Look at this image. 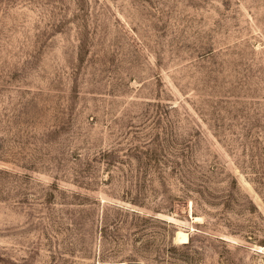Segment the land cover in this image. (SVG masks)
I'll list each match as a JSON object with an SVG mask.
<instances>
[{"label":"rangeland","instance_id":"rangeland-1","mask_svg":"<svg viewBox=\"0 0 264 264\" xmlns=\"http://www.w3.org/2000/svg\"><path fill=\"white\" fill-rule=\"evenodd\" d=\"M123 263L264 264V0H0V264Z\"/></svg>","mask_w":264,"mask_h":264},{"label":"bare ground","instance_id":"bare-ground-1","mask_svg":"<svg viewBox=\"0 0 264 264\" xmlns=\"http://www.w3.org/2000/svg\"><path fill=\"white\" fill-rule=\"evenodd\" d=\"M198 218L199 217H196V220H198ZM189 237H190V234L188 232L183 231V230H178V232H177V240L178 241H180L182 243H187V242H189Z\"/></svg>","mask_w":264,"mask_h":264},{"label":"water","instance_id":"water-1","mask_svg":"<svg viewBox=\"0 0 264 264\" xmlns=\"http://www.w3.org/2000/svg\"><path fill=\"white\" fill-rule=\"evenodd\" d=\"M138 264H140V263H138Z\"/></svg>","mask_w":264,"mask_h":264}]
</instances>
